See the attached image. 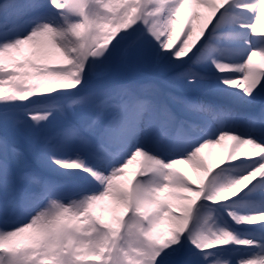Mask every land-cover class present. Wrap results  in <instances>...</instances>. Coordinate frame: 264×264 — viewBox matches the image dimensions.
<instances>
[{"label": "snow or ice", "instance_id": "snow-or-ice-1", "mask_svg": "<svg viewBox=\"0 0 264 264\" xmlns=\"http://www.w3.org/2000/svg\"><path fill=\"white\" fill-rule=\"evenodd\" d=\"M187 2L0 0V264H264V107L188 94L264 95V0Z\"/></svg>", "mask_w": 264, "mask_h": 264}, {"label": "bare ground", "instance_id": "bare-ground-1", "mask_svg": "<svg viewBox=\"0 0 264 264\" xmlns=\"http://www.w3.org/2000/svg\"><path fill=\"white\" fill-rule=\"evenodd\" d=\"M197 7L201 8L202 10V6L196 5L195 3H193V0H188V2L185 4L184 9H182L181 11V21L186 22L189 18L190 13ZM257 27L260 29V32H258L257 35L264 34V25H258ZM183 38H184L183 33L180 32V34L174 38L175 43L178 44L180 40ZM254 59L258 63L264 62V58H261L260 56H257ZM133 73H134V76L138 78V73L136 71H134ZM144 82L148 83L149 81L145 79ZM188 94L199 96L201 99H204L206 101H211L217 104L230 106L237 115H243L246 112L252 110L253 108L256 109V107L263 100V99H260V96H259L257 100L254 102V105L250 106V105L235 103L230 98L220 95L218 93L212 92L211 90H208V89L197 90L195 92L188 93ZM261 107H264V104L261 105ZM232 143L233 141L231 139L226 138L221 144L212 145V146H209L208 148H205L203 155H205L210 160L211 163L215 164L222 156L226 154V152L228 151ZM138 167H139L138 162L134 163L132 166H130V171H134ZM177 167L180 168L181 171H183L187 175L194 176V173L192 172V169L190 168L189 165L178 164ZM228 172L230 175L235 176V175L240 174V169L239 168L229 169ZM221 179H223V177H221ZM225 218L227 219L226 215H225Z\"/></svg>", "mask_w": 264, "mask_h": 264}, {"label": "rangeland", "instance_id": "rangeland-1", "mask_svg": "<svg viewBox=\"0 0 264 264\" xmlns=\"http://www.w3.org/2000/svg\"><path fill=\"white\" fill-rule=\"evenodd\" d=\"M134 71H128V72H125L122 74V78L123 79H126V80H135L137 79L135 76H134ZM260 99H263L264 100V95L260 96ZM262 100V101H263ZM262 101L260 102V104L256 107V109H258L259 107H261V105L264 104V101L262 103Z\"/></svg>", "mask_w": 264, "mask_h": 264}]
</instances>
